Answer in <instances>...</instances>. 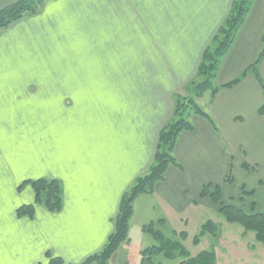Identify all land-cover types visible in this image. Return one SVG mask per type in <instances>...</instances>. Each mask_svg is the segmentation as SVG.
Masks as SVG:
<instances>
[{
  "label": "crops",
  "instance_id": "1",
  "mask_svg": "<svg viewBox=\"0 0 264 264\" xmlns=\"http://www.w3.org/2000/svg\"><path fill=\"white\" fill-rule=\"evenodd\" d=\"M231 1L46 0L0 29V264H47L48 255L80 264L102 248L122 193L152 162L173 95L186 94ZM263 33L264 0H253L216 85L256 60ZM259 72L264 80V59ZM263 101L251 73L197 99L208 117L190 115L193 129L173 150L179 166L134 199L128 239L109 264H129L132 252L141 264L151 246H143L145 235L129 246L149 222L163 234L170 222L193 221L199 232L218 208L200 196L206 183L220 186L224 203L264 210ZM37 178L59 181L62 207L35 204L32 217L18 216V207L34 203L26 181ZM251 233L229 232L226 252L211 248L216 263L264 264V244Z\"/></svg>",
  "mask_w": 264,
  "mask_h": 264
},
{
  "label": "trees",
  "instance_id": "2",
  "mask_svg": "<svg viewBox=\"0 0 264 264\" xmlns=\"http://www.w3.org/2000/svg\"><path fill=\"white\" fill-rule=\"evenodd\" d=\"M44 1L46 0H25L1 10L0 29L7 27L26 14L37 12ZM252 1H231L227 15L202 51L194 78L184 86L186 94L173 95L172 115L158 131L152 162L147 171L143 175L137 176L129 188L122 193L117 212L112 219V231L102 248L98 252L87 256L80 264H109L111 256L128 239L129 220L133 213L134 199L140 194L152 193L154 185L164 179V174L170 165L179 166L173 155V150L180 133L184 130L193 129L189 121L190 115L198 114L208 117L198 106L196 102L198 98L207 91L215 95L220 89L232 88L248 73L254 75L264 95V80L259 72V64L264 59V33L261 37V50L256 60L239 77L221 85H216L215 83L221 62L230 50ZM257 112L260 115H264V101ZM226 182H232L231 174L226 176ZM26 183L30 185L34 193V203L18 207L16 210L18 216L32 217L35 204L41 205L51 212L60 210L62 207V188L57 179L37 178L26 181ZM200 196L208 197L212 203L216 204L218 213L226 222L239 224L244 232H253L254 239L264 244V210L247 212L237 205L222 202L220 186L212 183H206L202 186ZM156 224L155 222H149L142 226V230L151 234L156 243L141 251V264H158L153 259L158 254H162L168 259L174 258L176 253L185 256L186 252L181 243L165 237L156 228ZM206 233L214 236L218 233L217 225L211 220H207L201 225L200 231L193 236V243L197 244L200 236ZM47 264H62V260L59 257L48 255ZM178 264L217 263L214 251L206 249L194 256H187Z\"/></svg>",
  "mask_w": 264,
  "mask_h": 264
},
{
  "label": "rangeland",
  "instance_id": "3",
  "mask_svg": "<svg viewBox=\"0 0 264 264\" xmlns=\"http://www.w3.org/2000/svg\"><path fill=\"white\" fill-rule=\"evenodd\" d=\"M208 216L217 225L218 230L221 234V238L217 239V237H215L214 235L207 233L200 239L199 243L195 244L193 243V236L196 235L198 232V225L195 222L190 221L187 224H174L173 223L172 225L170 222L169 224L162 226L163 234L165 237L171 240H177L178 242H180L183 249L186 252V255L184 256L179 253H176L174 258L168 259V258H165L162 254H158L153 257L154 261L158 264H178L182 259L186 258L187 256H190V257L194 256L202 250L211 249L213 246L215 250H217L218 253L226 252L228 248V246L225 244L227 240L226 239L227 234L229 232L235 233L236 231H242L243 228L237 223L226 222L225 219L217 211L208 212ZM176 227L181 230V231H178L177 234L173 233L172 231L173 229H176ZM158 228L160 229V227ZM139 235L141 236L145 235L146 237L143 246H148V245H152L156 243L154 238L148 232L139 231V233L138 232L136 233L133 231L132 236H131L132 240H131L129 249H131L132 246L133 247L135 246L136 248V246L140 244V241L138 238ZM139 256H140L139 254L137 255L136 253L132 252L130 255L129 264H137V259H139ZM218 258L220 262L223 260L222 255L220 256L218 255Z\"/></svg>",
  "mask_w": 264,
  "mask_h": 264
},
{
  "label": "water",
  "instance_id": "4",
  "mask_svg": "<svg viewBox=\"0 0 264 264\" xmlns=\"http://www.w3.org/2000/svg\"><path fill=\"white\" fill-rule=\"evenodd\" d=\"M25 0H0V11L7 9L8 7L14 6Z\"/></svg>",
  "mask_w": 264,
  "mask_h": 264
}]
</instances>
